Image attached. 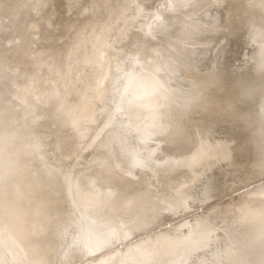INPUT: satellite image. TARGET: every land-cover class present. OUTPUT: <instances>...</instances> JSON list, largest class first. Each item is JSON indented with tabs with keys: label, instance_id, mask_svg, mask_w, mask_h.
Wrapping results in <instances>:
<instances>
[{
	"label": "bare ground",
	"instance_id": "6f19581e",
	"mask_svg": "<svg viewBox=\"0 0 264 264\" xmlns=\"http://www.w3.org/2000/svg\"><path fill=\"white\" fill-rule=\"evenodd\" d=\"M17 1L19 0H0L1 21L3 18L2 14L8 11L14 4L17 3ZM42 1H47L49 3V6L55 11L56 7H62V9L64 8L65 10L63 12L65 13V18L60 21L57 17L56 21H54L53 23H51V21L49 20L38 21L39 23H35L33 16L31 17L34 2L39 3L38 15L44 17L46 16V13H48V7L45 8L44 2ZM152 1L154 2V0H73L72 3V1L69 0H26L27 3L20 9V12L18 14V18L24 17L26 19H23L25 21L23 23L24 27L19 33V44L16 47L15 45L17 43L13 42V46H11L13 48L9 50L8 57L6 58L8 59L6 67L0 68V79L4 81V87L0 94V203H2L0 209L2 208L3 210H5L2 211L1 209L2 212L0 213H8L9 211H11L12 201L17 195L18 191H20L21 194H30L32 195V197L34 196L40 199H45L48 196V192H52V194L50 193L52 196L60 195L61 197L58 196L57 199H60H58L59 202L62 201L61 199H64L62 198L65 195L64 193H62L64 195H62L60 192H58L59 194L57 193V195H53V193L55 192L54 194H56L59 189H62L61 184L66 185L68 184V181H70V178L77 176V174H79L83 170V162H87L88 158L96 153L97 156L99 154L100 156H102V158H100L101 162L99 160L100 163H98V170H96L95 172L98 176H95V178L98 177L99 182L105 184L110 191H119L118 196L113 197L112 199L106 198L105 196H95V198H93V201L95 203H101L104 201L106 202L105 205L107 208L105 211H103L101 217H109V210H116L118 211L119 216L121 218H124L127 222L128 219H130L131 217L134 218V216L136 215H142L150 219L153 217L156 218L155 216L157 214L159 215L160 213L174 214L177 211H182L184 209L186 210L187 208V210H189L196 203H201L203 205L204 203L202 202H207L208 200L217 197L215 182L214 180H212L214 179L213 176H215V170L219 166H222L224 163H228V166H232L235 157L247 153L243 147L244 145L236 146L231 143V140L224 141L217 137H213L212 131L214 130V128L213 130H211L212 128H207V130L205 129L202 134L197 133V130L198 128H200L201 123H204L202 120L204 117H211L213 120L221 118L224 121H228L231 124L230 127L232 125H237L243 132L245 130L250 131L251 135L249 136L250 138L248 137L247 141L248 143H250L249 139H251V142L253 144L252 147H254L253 150L251 147V151H254V157L253 155L252 157L255 159L253 160L252 164V176L248 177V179H251V177L253 176L255 178L258 176H264V142L261 143V140L264 139V83L262 86L258 85L260 82V78H264V73H262L258 62L251 75L249 76V82L245 77H243V74V76L239 78L240 80L237 81V83H235L234 85L231 83V88L227 89L224 86V81L227 78V74L223 70V66L226 65L224 58H222L223 55L221 56V62L219 63V65H217V69L215 68V70H212L210 69L211 65L209 67V65H207L206 63L202 64L201 62V68L192 76L185 78V80L180 84V86L182 85L181 89L183 91L186 90V92L191 93V91L193 90L197 92L196 94H185V91L184 93L182 92V90L181 92L179 91L180 94L182 93V100L184 98L185 101L186 99L188 100L186 101L188 107L186 106L185 110L169 113L170 108L166 107V109L164 110L163 107L162 109L164 110V112L162 111V119L158 120L157 118V120L155 119L154 121L152 120V118H149L148 120L141 121L135 126V130L137 129L136 131L140 133L147 130H152L153 132V130H155L161 124L163 125V127H165V130H163L164 139L160 141L162 147L160 148V150L156 149V151L154 152V156L152 155L151 157H149L150 159L144 168H140L139 163L141 161L133 159L132 154L135 153V151H132V154L129 155L127 160H125L124 162L127 152L129 154L128 150H131L130 146L132 145V143L130 142V140L136 142L135 144L137 145V143L141 141V137L139 135L133 133L134 138H126V142H123L124 146L120 144L122 147H118V145L116 144V146L120 148V151H116V147L113 144H115L116 140H118V135L120 137L123 134L120 135L116 132L118 134L117 135L116 133H114V125H117L119 123L117 122L116 124L113 116H109L106 114L108 112V108L110 107L109 94L114 90L115 87L117 88L118 85H120L124 90V87H130L137 81L139 82L141 79H143L138 77L137 74L139 71L138 67L142 61V58L139 55H131L130 52L132 39L139 35H144L142 48L147 52L152 41L157 38L158 33H162L167 28L166 23L168 22V17L164 15V12H166L164 9H166V7L163 8V1L166 2V0H155L156 6H149ZM193 1L196 2L199 6L209 8L210 11H216L229 2L234 3L235 1L236 5V2L238 0H179V5L186 6ZM247 1V5H243V7L236 10H242L247 15V22L249 24L248 26L249 28L253 29L254 33H258V43H261L264 40V0ZM99 3L101 4L102 18L98 22H95L92 21V11L94 10L93 5H97ZM41 5L42 8L44 6V10L41 9L40 11ZM93 13H95V11ZM151 14L153 15V17L150 18L149 15ZM233 17L234 16L233 14H231V10H227L223 21L216 15H211L207 18V20L210 22L209 24H211V26L213 27L211 28V26L207 25L210 28H207L206 35L208 39L206 41V45L204 46L205 49L203 50V56L207 55V53L210 51L209 46L214 45L213 42H215L216 39H220L222 40V42L225 41V43H227V41H230L229 39L236 36L239 31H242L238 28V26H236L237 24L234 22L235 19ZM147 22H149L147 31L148 33L151 31L153 32V34H146L147 32L144 30V28L143 31H145L146 33L144 32L145 34H142L140 32V26L143 25V23ZM158 27L163 28V30L160 29L162 32H159L160 30ZM214 27L220 29L221 33H219L218 30H215ZM213 28L214 31H218L219 34H215L213 32ZM254 28L256 29L254 30ZM34 35H37L38 39L40 40L37 43V41L35 42L34 38V43L36 44L35 46L36 48L38 47L37 50L39 52L38 57H36V55H34L33 53L35 58L33 57V55H30L32 51L28 53L29 49L27 50V48L29 46H26V44H29V42L34 45L33 42H31V39L33 38L32 36ZM60 39H63V42H60ZM49 42L50 44L46 46ZM29 45L32 46L31 44ZM25 46L27 48H25ZM32 47L34 48V46ZM195 47L197 46L195 45ZM70 48L73 49L72 52L75 57H78V60H86V62H88V65H91V67L89 66L88 69L92 68L93 72H95V75H92H94V78H96V80L93 81V79H91L94 83H91V80H89L90 85L89 83H85V81L82 83V87H84V89H91L92 87L94 89L92 90V92H97L98 96H96L94 93H90L91 95H93V99H91V95L90 97L88 96L91 101L86 100L87 97L85 96L87 95V93L86 95H81V98L80 100H78V102L71 101V98V100L66 99L67 96L65 97L64 95L65 92L70 91L71 88L75 85L73 82L74 80H72L73 74L75 72H72V74L68 70L66 71L67 66H64V61H62L63 55L67 51H69ZM80 48L84 49V52H81L83 56H79V54H81L80 52L76 54V52H78L77 49L80 50ZM220 51H222V49H220ZM257 55L258 59H262L264 56V52H260ZM48 59H52L54 61L53 77L58 79L60 84L56 88H52L50 85L53 86V84L55 83H48L50 87L47 86L48 88H43L40 93L38 91V96L35 95L36 92L34 94V90L33 92L28 90L32 93V95L34 94L36 97H32L30 93L25 94V84L30 85L29 82L25 83V81H28L25 76H29L30 72L36 64L40 63L45 66L46 60ZM81 60L79 61L80 63H82ZM125 62H127V64L131 62L134 67L133 76H129L128 82L123 75L124 73L122 72V66H124L123 64ZM84 64L86 65L85 62ZM254 64H252V66ZM16 69L21 70L22 74H18L16 80H11L10 82L9 74H11V72L13 71L15 72ZM84 69H82V71H84ZM18 72L20 73V71ZM90 72L93 73L92 70ZM237 73H239V71H237ZM11 75L13 76V74ZM85 75L88 74L86 73ZM88 77L90 76L88 75ZM88 77L85 76V78L82 79H90ZM234 78V80L236 81V78H238L237 75ZM148 82L149 81H147V83ZM27 85L26 87H28ZM31 87L32 86L30 85V88ZM27 89L29 88H26V90ZM35 89L37 88L35 87ZM82 91L83 94L85 91L83 89ZM78 94L79 93H77V95ZM161 94L162 93L160 89H158L155 85L150 84L134 93L132 102L130 103V108L134 109V113L137 117H149L155 110L157 105L155 101L159 99ZM222 94H224L226 102L219 106ZM94 96L96 97L94 98ZM163 96L165 97L166 93L163 94ZM257 99L259 100V103H257L259 105L253 102H257ZM160 103L162 104V102H159L158 105ZM236 103L238 104V106ZM161 104L159 105L160 107ZM199 105H201L200 108L202 111V119H199L196 123H191V121L185 120V115L189 112V110L195 109ZM242 105H249V109H245V111L240 110V107ZM258 107H260V110ZM115 108L118 109V107ZM127 119L129 121L130 117ZM124 123L122 125H128L126 121ZM219 125L220 124H218V126ZM227 125L229 126V124ZM223 126L225 128V125ZM219 127H221V125ZM216 130H218V128ZM219 130L220 132L222 131L221 129ZM219 130L217 132L220 134ZM223 131L221 133L222 135L224 132L226 133V131ZM129 133L131 134L132 131H129ZM48 134H53V138L51 139L50 143L45 142L46 135ZM242 135L244 137V133ZM16 140L17 146H15ZM254 140L256 142H254ZM153 143L154 142L148 145L152 144V146H154ZM248 143H246V145ZM241 144L243 143L241 142ZM164 146H169V148L171 147V151L169 153H166L165 156L163 155V160L161 159L160 155L167 152L163 151L162 148ZM70 151L77 152L80 156V159H78V164L74 165L68 158L66 159V156L68 155V153L70 154ZM130 156H132V158H130ZM68 157L70 156L68 155ZM71 158L70 159L72 160V162L75 163V160L73 159L75 157ZM251 159L252 158H250L249 161ZM241 164H238V168ZM245 164L247 165V162ZM245 164L244 166H246ZM69 165H71V167ZM67 167H70V174L68 173V175L72 176V174H74L72 177H67V175L65 176L66 172L64 173L63 170ZM178 174L179 176H177ZM233 179L235 178L233 177ZM57 180H60L61 182L63 181V183L59 184L61 186L60 188L56 184V182L59 183ZM64 180H66L65 182L67 183H64ZM84 180L82 179V181ZM237 181L235 179V182ZM70 182L72 183V181ZM238 183H240V181ZM67 187L69 186H66L65 188ZM87 187L92 188L94 186L92 183H88ZM202 187L203 189L200 191ZM70 189L68 190L70 191ZM67 192L68 191H66V194ZM250 192L249 193L252 195H249L248 193L249 197L244 198V202L242 200V196L240 202H243V204L241 203L242 205L240 206L239 210L236 207H234V210L222 209L220 207L223 210L222 211L220 209L221 212L213 209L211 211L210 209V211H206L205 213L203 212V214H200L201 216L199 218L196 217L197 219L195 220L193 219L192 221L185 222V226L179 225L181 227L183 226L182 228H179L180 230H178V227L175 226L176 230H173L175 231V233L172 234L176 235L168 236L173 237L172 240L175 243L174 244L172 241L175 246L174 249L171 250L173 248V245L171 244V246L169 245L171 248L169 249L166 247V249H168H165L166 251H163L164 249H162V246L161 249L163 252L161 250L159 251L158 249L159 252L163 253V258L165 259L163 260V264H264V187L259 188L255 191L251 190ZM45 193H47V196L45 195ZM70 193L67 195H70ZM50 194L49 196H51ZM70 197H73V195ZM48 198L51 199L53 197ZM66 200L69 201L68 199ZM49 201L51 202H47L53 205L52 200ZM56 202L57 201H55L54 204H56ZM59 202H57V204H59ZM60 204L64 203L62 202ZM65 204H67L66 201ZM51 205L50 207L52 209L59 206L57 205L52 207ZM90 208L93 207L90 206ZM58 209H61L58 210L59 214L61 215H63L68 210L62 208ZM30 211H32L33 215L36 216L32 217L33 220L35 221L34 218L38 219V224H35L37 220L35 222L33 221V225L30 226L29 224V227L26 226L27 229L24 224H22L23 227H21L23 229L25 227L26 229H24V233L26 236L24 235V237L22 235L23 239L21 241L26 242V240L24 239L26 238L34 242V240L37 239L36 244L34 243L35 246L32 242H29L27 240L29 243H32L31 246L36 248V254L33 253L36 255V257L34 258V255L30 254L33 255L31 261V257H29L30 255L25 256V253H23L22 255L21 252H18L16 242L20 238V230H22L20 229L19 225V228L17 227V225H14V229L12 227L10 229H7V226H1L0 224V244L7 250V254L10 257L20 259L21 264H55V259H57V255L62 243L61 241H59V239H55L57 237L54 238V234L56 235L54 231L56 229L54 228H58L55 227L56 225H60L61 228H69L71 224L69 222L72 221L73 218L71 219L70 217L71 220L68 221V218H65L66 216L68 217V215H65V217L64 215H57V211L54 210L49 211L50 213L52 212V215H50V213L47 214L45 211L40 212L37 209H31ZM60 211H64V213H61ZM96 212L98 213V211ZM31 213L30 216H32ZM67 213L68 211L66 212V214ZM28 216L29 215L27 213V217ZM140 217L139 219L137 217L136 220L139 221ZM132 218L130 219V223L134 222ZM113 219L114 218L112 217L107 218L105 220V224H107L106 222H110ZM31 220L32 219L30 217L29 221ZM148 220L146 222H154V220L156 222V219H152L151 221ZM141 221L144 222L145 219ZM143 222L140 223L141 225L138 222L137 223L139 224V226H143ZM152 222L151 228L153 229L154 226ZM39 223L41 225L43 224L44 227H47L46 229H44L46 230L47 239H44L39 235L41 228H43L42 226H37L39 225ZM145 224L146 223H144V225ZM146 225L150 224L147 223ZM154 225L156 224L154 223ZM121 226L123 227V225ZM130 226L131 225H129V227ZM16 227L18 230L20 229V234L17 233V235L20 236L18 238V236L14 233L17 236V240L15 242V235H13V231L17 230L15 229ZM131 227L128 228L127 231L125 229V231L128 232ZM144 227H142L143 229L141 228L142 230L138 228L137 229L141 230L140 232H142L143 230L147 229H144ZM103 229H105V225ZM103 229L99 231L103 232ZM85 230H87L86 227ZM177 230L180 232L184 231L182 232L183 235H180L178 232L176 233ZM118 232H122V229ZM140 232L138 231V233H135L134 231L132 232V234H139ZM165 232L167 233L168 231L165 230ZM121 234H119V236H121ZM88 235H91V233ZM162 237L163 236L159 238L158 236L159 241ZM87 238L86 241L88 240ZM92 238L93 235L91 237V240ZM167 238L163 237V240H166ZM103 239H101V241ZM148 239L149 242H153L150 240V238ZM148 239H145V241H148ZM170 239L171 238H169V240ZM83 240L85 241V239ZM169 240L167 241V243H171V241ZM86 241L85 243L82 242V244L84 243L86 246H88L89 243L92 242L89 245L90 247L91 244H93L92 247L96 245L97 248L100 244V241H98V245H94L93 242H96V239H93L92 241H90L89 239L90 242H88V244H86ZM145 241H143L144 244ZM17 243L21 244L20 242ZM156 244L158 246L160 243L157 242ZM22 245L23 247L29 246L30 248V244L27 246L25 243H23ZM163 245L166 246L165 244ZM89 246L86 248H88V250H91ZM133 246H135L136 248V245ZM142 246L137 245V248L140 250V247L142 248ZM23 247L21 248L22 250L24 249ZM96 248L94 247L93 250H95ZM128 249L133 250L132 247ZM155 249L157 251V247H155ZM31 250L32 249H30L29 251ZM33 250L35 249L33 248ZM148 250L150 249L148 248ZM153 250L154 249H152V252L150 250L151 253L149 252L150 254H152L151 256H153ZM88 252L90 253V251ZM123 252H121L123 255H120L126 256L127 252H124L125 254ZM130 252H128V257L133 253V251L132 253ZM157 253L154 252V254ZM206 254L209 255L205 257L204 255ZM127 256L124 257V260L128 258ZM133 256L135 257V255ZM156 256H158V254ZM155 257H152V259H154ZM106 258L110 259L112 258V256ZM120 258L121 257H119V259ZM131 258L129 257V260L132 261L133 259ZM54 260L55 262H53ZM106 261L107 260H105V263ZM135 262L136 261L133 260L132 263L134 264ZM96 263H98V261H96ZM101 263L99 262V264Z\"/></svg>",
	"mask_w": 264,
	"mask_h": 264
},
{
	"label": "rangeland",
	"instance_id": "374dc122",
	"mask_svg": "<svg viewBox=\"0 0 264 264\" xmlns=\"http://www.w3.org/2000/svg\"><path fill=\"white\" fill-rule=\"evenodd\" d=\"M69 1H72V3H73V0H69ZM42 2H44L45 8L48 7V10H47L48 13H46V16H44V17H41L40 15H38L39 14L38 13L39 12V10H38L39 9V3L34 2L31 17L33 16L35 23H39L38 21H48V20L51 21V23H53L54 21H56L57 17L60 21L63 18H65L64 17L65 13L63 12L65 10L64 8L62 9V7H56L55 8L57 11L56 12L53 8H51L49 6V3L47 1H42ZM26 3H27L26 0H19L8 11H6L4 14H2V17H3L2 21L0 20V65H1L0 68L6 67V64L8 62V59H6V58L8 57L9 50L13 48V47H11V46H13V42L17 43L15 45L16 47L19 44L18 37H19V33L21 32V29L24 27L23 23L25 21L23 19H25V18L24 17H20L21 19L18 18V16H19L18 14L20 12V9ZM163 3H164L163 8L166 7V9H164L166 11V12H164V15L166 17H168V22L166 23L167 28L162 32L160 29L163 30V28L158 27L160 30L159 32H162V33H158L157 38L152 41L147 52L144 51L142 48V45H143L142 42H144V35L143 36L139 35V36L133 38L131 41V47H130L131 55H139L142 58V61L138 67L139 71L137 74H138V77L143 78V79H141L139 82L137 81L135 84L131 85L130 87H124V90L121 88L120 85H118L117 88L115 87L114 90L109 94L110 107L108 108V112L106 113L109 116H113L114 120L116 121V124H117V122L119 123L117 125H114V128H113L114 133L117 132L120 135L123 134L122 136L119 137V135L116 133L118 135V138H117L118 140H116V143L113 144L116 147V148L114 147L116 149V151H120V148H118L119 146L120 147L124 146V143L126 142V138L132 139V138H134V134L139 135L141 137V141H139L137 143V145L135 144L136 142H133L132 140H130V142L132 143V145L130 146L131 150H128L129 154L127 152L126 158L124 159V162H125V160H127L128 156L132 154V151H135V153H133L132 156H133V159L141 161L139 163L140 168H144L150 159L149 157H151L152 155L154 156L155 155L154 152L156 151V149L160 150V148L162 147V144H160L161 143L160 141H162L164 139L163 130H165V127H163V125L161 124L155 130H153V132H152V130L151 131L147 130L145 132L140 133V132L136 131L137 129L135 130V126L138 123H140L141 121L148 120L149 118H152V120H154V121H155V119L157 120V118H158V120L162 119L161 115L164 112V110L166 109V107L170 108L169 113L179 112V111L185 110V107L186 106L188 107L187 102H186L188 100L186 99V101H185V98L182 100V97H181L182 93L180 94V92L182 90L181 89L182 85L180 86V84L185 80V78L192 76L194 73H196L201 68V62H202V64L206 63L207 65H209V67H210V65H211V67L213 66L212 68L210 67V69L215 70V68L217 69V65H219L222 58H224L226 65L223 66V70L227 74V78L224 81V86L227 89L231 88V86H232L231 83L233 85L235 83H237V81L240 80L239 78L242 77L243 74H244L243 77H245L248 80L249 76L251 75L253 69L255 68L256 64H258V62H259V66L261 68L262 73H264V63H263L264 62V56L262 59H258V55H257L260 52H262V53L264 52V40L261 43H258L259 35H258V33H254L252 28H249V26H248L249 24L247 22L248 21L247 15L242 10H236L238 8L240 9L241 7H243V5H247V3H248L247 0H238L236 2V5H235V1H234V3L233 2L232 3H230V2L226 3L224 6L220 7L216 11H210L209 8L199 6L194 1L189 3L186 6H180L179 0H175V1L174 0H172V1L166 0V2L163 1ZM58 4H59V2H58ZM44 6L42 8V5H41L40 11H41V9L44 10ZM149 6H156L155 0H154V2L152 1L149 4ZM93 9L94 10L92 11V15H93L92 21L98 22L102 18L101 4L99 3L97 5L96 4L93 5ZM227 10H231V14H233V16H234L233 18L235 19L234 22L237 24L236 26H238V28L241 29L242 31H239V33H237L236 36L229 39L230 41H227V43H225L224 39H223L224 42H222V40H220V39L219 40L216 39L215 42H213L214 45L209 46L210 51L207 53V55L203 56L204 55L203 50L205 49L204 46L206 45V41L208 39L207 35H206L207 34V28H210L209 26H211V24H209L210 22L207 20V18L210 17L211 15H216L219 18H221L223 21L225 18V15L227 13ZM94 11H95V13H93ZM56 13H57V15H56ZM165 13H167L168 15ZM152 14L149 15L150 18L153 17ZM148 24H149V22L143 23V25H141L142 27L140 26V32L142 34H145L146 32H147L146 34H153V32H151V31L148 33V31H147ZM207 25H209V26H207ZM212 27L213 26H211V28ZM143 28L146 32L143 31ZM214 28H213V32L215 34L221 33L220 29L215 28V30L219 31V33H218V31H214ZM255 29L256 28H254V30ZM32 37L33 38L31 39L32 40L31 42H33L34 45H32V43H30V42H29V44L34 46V48L32 46H30L28 43L26 44V46L27 47L29 46V47L27 48L25 46V48H27V50L29 49L28 53L32 51L31 52L32 54L30 53V55H33V53H34V55H36V57H38L39 56V52L37 50L38 47L36 48V46H35L36 44L34 43V38H35V42L37 41V43L40 40L38 39L37 35H34ZM60 42H63V39L62 40L60 39ZM49 44H50V42L46 46H48ZM195 45L197 47H195ZM30 47H31V50H30ZM220 49H222V51H220ZM251 50H254V51H251ZM72 51H73V49L70 48V50L67 51L63 55L62 61H64L63 65L67 66L66 71L68 70L70 73L75 72L74 74L72 73L73 74L72 80H74L73 82L75 85L71 88V90H72V91L70 90L71 92L70 91L65 92L64 95H65V97L66 96L69 97V98L66 97V99L71 98L72 99V100L70 99L71 101L78 102V100H80V98H81V95H84V94L86 95V93H87V95L85 96V97H87L86 100L91 101V99H93V95H91V94L94 93L96 96H98L97 92L96 91L92 92V90H94L92 87H91V89H84V87H82L83 86L82 83L84 81H85V83H89L90 82L89 80H91V79H93V81L96 80V78H94L95 72H93L92 68L88 69L89 66L91 67V65H88V62H86V60L85 61H84V59L78 60L77 59L78 57H75ZM77 51L78 52H76V54H78L79 52L80 53L84 52V49L80 48V50L77 49ZM249 52H251V53H249ZM249 54L251 55V57ZM34 55H33V57H34ZM80 55H82V53L79 54V56ZM222 55H223V57L221 58ZM69 57L72 59H70ZM247 57H248V59H247ZM245 59H247V60H245ZM80 60L82 63L79 62ZM249 60H251V61H249ZM84 62L88 66H86L84 64ZM80 64L81 65L83 64V65L81 66ZM252 64H254V65L252 66ZM123 65L124 66H122V72L124 73L123 75L125 76V79L128 82L129 76L130 77L133 76L134 67H133V64L131 62L128 64H127V62H125ZM80 66H81V68H80ZM83 66L84 67L86 66L85 69ZM77 67L80 68L81 70L78 69ZM86 68H87V70H86ZM45 69H46V71H45ZM82 69H84V71H82ZM16 70H17V72H16ZM16 70H15V72L14 71L11 72V74H13V76L11 74H9L10 78L9 77L8 78H9L10 82H11V80H13V81L16 80L18 74H22L21 70H18V69H16ZM91 70L93 73L90 72ZM18 71H20V73ZM87 71H89V72H87ZM237 71H239V73H237ZM85 72L90 77H88V75H85L86 74ZM14 73L16 76L14 75ZM235 73H237V74H235ZM92 74H94V75H92ZM239 74H241V75H239ZM53 75H54V61L52 59L46 60L45 66H43L40 63L36 64L35 67L32 69V71L30 72L29 76L28 77H27V75L25 76L26 79L28 80V81H25V83L29 82V84L34 88H32V87L30 88V85L25 84V92L24 93L25 94L30 93L32 97H34L35 95L38 96L37 95L38 91L40 93L41 90H43V88H46L47 86H49V84H52V83H55V84H53V86L52 85H50V86L52 88H56L60 84V82L58 81V79L54 78ZM236 75L238 78H236V81H235L234 77H236ZM19 76H21V75H19ZM85 76H87L90 79L86 78L88 81L82 79V78H85ZM247 76H248V78H247ZM43 78H45V79H43ZM261 78H260V82L258 84L259 86H262L264 83V78H262V79ZM147 81H149V82L147 83ZM248 82H249V80H248ZM91 83H94V82H92V80H91ZM145 83H146V85H145ZM147 84L148 85H150V84L155 85L158 89H160L162 94L159 97V99H157L155 102L157 105L159 102H162V104L160 103L161 107L159 106L160 104L158 105V107L156 105L155 110L153 111V113L149 117H146V118L137 117L134 113V109L130 108V103L132 102L134 93L143 89L144 87L148 86ZM26 85L28 87H26ZM89 85H90V83H89ZM3 87H4V81H2L0 79V94L3 90ZM35 87L37 89L38 88L39 89L37 90V89H35ZM26 88H29V89L26 90ZM82 89L85 91L83 94H82V92H83ZM154 89H155V87H154ZM28 90L31 92H33V90H34V94H35V92H36V94L32 95V93L29 92ZM26 91H28V92H26ZM184 91L186 92V90H184ZM184 91L182 90L183 93H184ZM192 91H191V93L186 92L185 94H196L197 93L196 91H193L195 93H193ZM77 93H79V94L77 95ZM88 93H89V95H88ZM165 93H166V96L164 97L163 94H165ZM198 94H200V93H198ZM90 95L92 96L91 99L89 98ZM77 96H78V98H77ZM96 96H94V98ZM111 99L113 100V102ZM159 100H161V101H159ZM259 100H260V98H259ZM259 100L257 102H255V101H253V102L257 104V103H259ZM185 102H186V105H185ZM225 102H226V99L224 98V94H222L221 98H220L219 106H221ZM201 105H199L195 109L189 110V112L185 115V120H189V121H191V123H196V122H198L199 119H202L201 118L202 117V111L200 108ZM257 105H259V104H257ZM237 106H238V104H237ZM115 107H118V109H116ZM163 107H164V110L162 109ZM258 108L260 110V107H258ZM245 109L248 110L249 105L248 106L242 105L240 107V110L245 111ZM159 113H160V115H159ZM129 117H130V120L128 121L127 118H129ZM163 118H164V116H163ZM202 120L204 123L203 124L201 123L200 128H198V130H197V133L202 134V132L205 129L207 130V128H210V129L212 128L211 130H213V128H214V130L212 131L213 137H217V138L224 140V141H230L231 140V143L233 145H236V146H240V145L243 146L244 145L243 147L247 152L244 155L239 154L240 156L235 157L232 166H228V163H226V164L224 163L222 166H219L215 170V176H213L214 179H212V180H214V182H215L217 197L212 198V199L208 200L207 202L206 201L202 202V203H204L203 205L201 203L200 204L196 203L189 210H187L188 209L187 208L186 210L184 209L185 211L184 210L177 211L174 214L160 213L159 215L157 214L155 216L156 218L153 217L150 219L146 218L142 215H139V216L136 215L138 217V219L141 216L140 220L139 221L136 220L137 219L136 216H134V218L131 217L134 220V222L132 221L133 223H130V219H131L130 218V219H128L130 224L128 223V221L126 222L124 218H121L118 214V211H116V210H109V213H110L109 217H101L103 211H105L107 208L105 205L106 202L104 201L101 203H98V202L95 203L93 201V198H95V196H105L106 198L112 199L113 197L118 196L119 191L118 190L110 191L105 184H102L99 182L98 177L95 178V176H98L95 172H96V170H98V165H99L98 163L101 162L100 158H102V156H100L99 154H98V156H99L98 157L96 155L97 154L96 153V154L91 155L90 158H88L87 162L86 161L83 162V167H82L83 170L81 168L82 171L79 174L76 173L77 176L72 177L74 174H72V176L68 175L71 165H69L70 167H67L66 169L63 170L64 173L66 172L65 176L67 175V177L73 178V179L68 178L70 181H72V183L70 181H68V179H67L69 185L68 184L64 185V184H61V183H63V181L61 182L60 180L59 181L57 180L59 183L56 182V184L59 186V188L61 187L59 184H61L62 189L61 190L59 189V191H57L56 194H54L55 193L54 192L53 195H57L58 192H60L61 194L64 193L67 196V198L64 194H62V195H64L62 198H64V199L66 198L70 202L67 201L66 199L65 200L61 199L62 201L59 202L60 199L58 198L59 199L58 200L57 197L58 196L61 197V196L60 195L52 196L51 195L52 192H48V196L46 195L47 193H45V195L47 197L45 199L44 198L40 199V198H36L34 196H33L34 197L33 198L32 195H30V194L29 195L28 194L25 195L24 193L21 194L20 191H18L17 195L14 197V199L12 201V209L10 208L11 211H9L8 213H6V212L0 213V224H1V226H7V229H10L11 227L14 229V225L15 226L17 225L18 228L20 226V229L23 230L22 231L19 229L21 231V236L17 235V233L20 234V231L17 229V227L15 229H17L19 232L17 230L16 231L14 230L15 232L13 231V235L16 234L18 236V238H19V236L21 238V239L19 238L18 239L19 241H18L16 238L17 236L15 235V237H14L15 242L17 240V242L21 243V244H19L16 242L18 252H21L22 255H23V253H25L24 254L25 256L30 255V254H33L36 252V248L31 246V245L33 243V245L35 246L37 239H35L34 242H32L31 240L26 239V238H24L26 240V242L21 241L23 239V236L25 235V233H24L25 227L26 226L29 227V224H30V226L33 225V223L36 220L37 221L35 222V224H38V219L34 218L35 221L33 220L32 217L35 215H33V212L30 210L31 209H37L40 212L45 211L47 214L50 213L49 211L54 210V211H57L56 214L58 215L59 214L58 210H61L58 208L68 209L67 214H66V212H67L66 210H64V211H66L65 213H64V211H62V212L64 213L63 214L64 217H65V215H68V217L67 216L65 217V218H68V221L73 218L72 221L69 222V223H71L69 228H61L60 225L59 226L56 225L55 227H58V228H54L56 230L58 229L57 231L54 230L56 233V235L54 234V238L57 237L55 239H59V241H61V243H62L61 248H60L58 255H57V259H55L56 262H55V260L53 261V262H55V264H63V263L64 264H92V263L94 264V263H96V261H98V263H96V264H99V262L100 263L102 262L101 264H103V262H104V264H107V263L108 264H123L125 260L126 261L124 264H131L133 262V260L136 261L134 264H139V263L140 264H163V260H165V259L163 258L162 252L168 250V249H166V247L170 249L171 245H173L172 246L173 248L171 250H173L175 247L174 246L175 243L172 240L173 237H168V236L169 235L172 236L173 235L172 233H175V231H173V230H176L175 229L176 227H178L177 229L180 230L179 228H182L183 226H185V222L192 221L193 219L195 220V219H197L196 217L199 218L201 216L200 214H203V212L205 213L206 211L208 212V211H210V209H211V211H212V209L220 211L221 208L234 210L235 209L234 207H236L239 210L240 206L243 204V202L245 200L244 198H248L249 195H252V194H250L251 190L255 191L259 188L264 187V176H258L256 178L253 176V177H251V179H248V177L252 176L251 175L253 173L252 164H253V160L255 159V158H253L254 157V155H253L254 151H251V147L253 145L251 142V139H249L250 143H248V141H247L248 137L251 135L250 131L245 130L243 132V131H241V128H239V126H237V125H235L236 127L234 125H232L235 128L232 126L230 127L231 124L228 121H224L221 118L213 120L211 117H204ZM125 121H126V123H128V125H126L127 127L122 125ZM218 124H220L221 127H219L220 125L218 126ZM227 124H229V126ZM214 125H216V126H214ZM223 125H225V128ZM122 127H123V129H122ZM215 128L216 129L218 128V130L221 129L222 131L224 130V131H226V133L223 131L224 133L222 135L221 134L222 131L220 132V130H219V132H220V134H219L217 132L218 130H216ZM238 129H239V131H238ZM243 129H244V127H243ZM129 131H132V133L130 134ZM243 133H244L245 138L242 135ZM145 134L147 135V137ZM246 134H248V135H246ZM128 136H130V137H128ZM122 137H123V139H122ZM224 137H227V138H224ZM52 138H53V134L46 135L45 142L50 143ZM240 140H242V141H240ZM15 142H16L15 146H17V140ZM120 142H122V143H120ZM152 142H154L153 143L154 146H152V144L148 145ZM241 142L243 144H241ZM254 142H256V141L254 140ZM263 142H264V139L261 140V143H263ZM246 143H248V144L246 145ZM116 144L118 145V147L116 146ZM139 145L140 146L144 145L145 147L144 146L140 147ZM149 146H152V147H149ZM147 147H148V149H147ZM162 149H163V151H167V152H165V154L160 155L161 159L164 158L163 155L165 156L166 153H169L171 151V147L169 148V146L168 147L164 146ZM253 149H254V147H252V150ZM69 150H71V149H69ZM136 150H138V151H136ZM73 152L74 151H72V152L70 151V154L68 153V155L70 157H68V155H67L66 159L68 158L70 160V162L75 165V164L79 163L78 159H80L79 158L80 156L78 155L77 152H74V153ZM146 152H147V154H146ZM250 152H251V154H250ZM0 154H1V152H0ZM145 155H147V156H145ZM252 155H253V157H252ZM132 156H130V158H132ZM71 157L77 158V159L73 158L75 160V163L72 162ZM147 157H148V159H147ZM212 157H215V156H212ZM250 158H252V159L249 161ZM99 160H100V162H99ZM246 162H247V165L245 164ZM238 164H241L243 167L241 165H239V168H238ZM244 164L246 166H244ZM241 168H243V169H241ZM244 168H245V170H244ZM79 171H80V169H79ZM230 171H232V172H230ZM92 174H94V175H92ZM177 176H179V174ZM79 177H80V179H79ZM91 177L95 178V179H92ZM233 177L236 179V181L239 180L240 183H238L239 181L235 182V179H233ZM90 178H91V180H90ZM82 179L83 180L85 179L84 180L85 183H84V181H82ZM65 181L66 180H64V183H67ZM233 182H235V183H233ZM88 183H92L94 187L88 188L87 187ZM232 183H233V186H232ZM63 185H64V189H63ZM66 186H69V187L65 188ZM71 186H72V188H71ZM68 189H70V191ZM202 189H203V187L200 189V191ZM63 190H65V191H63ZM80 190H81V192H80ZM66 191H68L69 193L71 192L70 195H67L69 193L67 192V194H66ZM248 193H249V195H248ZM49 194L51 196H49ZM85 194H87V195H85ZM72 195H73V197H70ZM242 196H243V199H242L243 202H240ZM48 197H53V198L55 197V198L53 200V198L50 199ZM85 197H87L90 201ZM49 200H52L53 205H51V203H48V202H51ZM71 200H72V202H71ZM55 201L59 202V204H57V202H56V204H54ZM65 201L67 204H65ZM62 202L64 204H60ZM235 202H237V203H235ZM74 203H76V204H74ZM238 203H240V204H238ZM50 205L52 207L57 206V205H59V206L57 208L54 207L55 209L54 208L52 209L50 207ZM238 205H239V207H238ZM0 206H2V203H0ZM90 206L93 208H90ZM1 209H0V212L5 211L3 209L1 211ZM96 211H98V213ZM25 213H26V215H25ZM27 213L29 216L31 213L32 216H30V217L32 219L31 220L32 223H31V221H29L30 217L29 216L27 217ZM73 213H75V214H73ZM95 213H97V214H95ZM54 214H55V212H54ZM69 214H71L72 216ZM50 215H52V212L50 213ZM59 215H61V214H59ZM63 215H61V216H63ZM173 215H175V216H173ZM70 217H71V219H70ZM110 217H112L114 219L110 222H106L107 224H105V220L107 218H110ZM142 217H144V218H142ZM144 219H145L144 222L141 221ZM152 219H156V222H155V220H154V222H152L151 221ZM147 220L152 222V224L154 226L153 229L151 228L152 227L151 222H146ZM24 222L26 223V225ZM137 222L138 223L143 222V224H142L143 226H139L140 223L138 224ZM144 223H146V224L149 223L150 225L145 224L146 225L145 226ZM154 223L156 225H154ZM22 224H24V226H25L24 229L22 228L23 227ZM104 225H105V229H103ZM121 225H123V227ZM129 225H131L132 227L130 226L131 229H129V231L126 232L128 230V228H130ZM133 225L138 226V227H135ZM179 225H183V226L181 227ZM37 226L43 227V228L40 227L41 230H40L39 235L45 239L46 238V230H44V229H46L47 227L46 226L44 227V225L43 224L41 225L40 223ZM27 227H26V229H27ZM59 227H60V229H59ZM85 227L87 230H85ZM142 227H144V229H146V228L147 229L150 228V229H148V230L146 229V230H143L142 232H140L143 229ZM172 227H173V229H172ZM137 228L138 229L142 228V229L138 230ZM95 229L98 230V234H97V230H95ZM101 229H103L104 233L102 231L101 232L99 231ZM121 229H122V232L119 233L118 231ZM125 229H126V231H125ZM169 229H170V231H169ZM133 230L135 231V233H138V231L140 233L139 234H135V233L132 234V232H134ZM165 230H167L168 232L166 233ZM178 230L176 231V233L178 232L180 235L182 234V232H184V231L180 232ZM93 231H95V232H93ZM106 231H108V232H106ZM145 231L146 232L148 231L150 233H148V232L146 233ZM99 232H100V234H99ZM161 232H163V233H161ZM170 232H171V234H170ZM84 233H88V234L91 233V235L84 234ZM93 233H95V234H93ZM121 233H123V234H121ZM143 233H144V235H143ZM165 233H166V235H165ZM119 234H121V236H119ZM83 235H87V236H83ZM92 235H93L92 240L93 239L97 240L96 242L95 241L93 242L94 245L95 244L98 245V241H100L99 242L100 244L97 247L98 249L96 248V245L92 247L93 244H91V247L89 246L90 243H92V242H90V241H92L91 240ZM174 235H176V234H174ZM158 236H159V238L161 236H163L165 238L168 237V238L166 240L165 239L163 240V237H162L161 239L163 241H165V242H163L161 239L159 241ZM82 237H84V238H82ZM85 237L86 238L88 237L87 241H86ZM148 238H150V240L153 242H149ZM169 238H171V239L169 240ZM83 239H85L86 244H88V242H90L88 246L91 248V250L94 253L91 250H88V248H86L88 246H86L84 244L85 241ZM89 239H90V241H89ZM101 239H103V240L101 241ZM145 239H148V241L147 240L145 241ZM27 240L29 242H32V243H29ZM168 240L171 241V243L168 242L169 243L168 244L167 243ZM143 241H145L146 245L143 243ZM156 241L158 243H160L161 245L159 244L157 246ZM172 241L174 244L172 243ZM82 242H84V243L82 244ZM23 243H25L27 246L30 244V248H29V246L23 247V245H22ZM27 243H29V244H27ZM142 243H143V246H142ZM151 244L153 246H155V244H156L155 247H157V251H156L155 247H153ZM163 244H165L166 246H164ZM133 245H136V248H137V245L142 246V248L140 247V250H139L138 248L136 249L135 246H133ZM18 246H20V247H18ZM148 246H150V247H148ZM22 247L24 248L23 250L21 249ZM94 247L96 248L95 250H93ZM130 247H132L133 250L128 249ZM151 247H152V249H154L153 250V256H151L152 254H150L152 252ZM33 248L35 250H33ZM148 248L151 250V252H150V250H148ZM161 248L164 250L162 251ZM30 249H32V250L29 251ZM158 249H159V251L161 250L162 252H159ZM19 250H21V251H19ZM26 251H29L30 253L26 252ZM88 251H90L91 254ZM123 251L127 252L126 256L129 255L128 252L131 251L130 253H132V251H133L134 254L132 253V254H130L131 256H129L131 258L133 255H135V257L133 256L131 258L133 260L132 261L129 260L128 256H127L128 258H126L124 260V257H126V256L120 255V254H122L121 252H123ZM154 252L155 253L159 252V253H157L158 256H156L157 254H154ZM161 253H162V255H161ZM35 254H33L34 256L33 255L29 256V257H31V261H32V256L34 258L36 257ZM109 255L112 256V258H110L111 260L109 258L108 259L106 258V257H110ZM149 255L151 256V258ZM207 255H209V254H206L204 256L206 257ZM119 257H121V258L119 259ZM152 257H155V258L152 259ZM205 257H203V258H205ZM121 259L124 261H122ZM127 259H128V261H127ZM105 260H107L106 263H105ZM108 260H109V262H108ZM130 261H131V263H130ZM0 264H21V260L10 257L7 254V250L4 247H2L0 244ZM52 264H54V263H52ZM197 264H200V263H197Z\"/></svg>",
	"mask_w": 264,
	"mask_h": 264
}]
</instances>
